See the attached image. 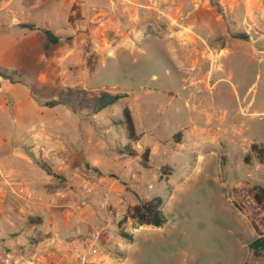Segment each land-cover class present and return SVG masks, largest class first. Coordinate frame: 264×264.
Here are the masks:
<instances>
[{"label":"rangeland","instance_id":"obj_1","mask_svg":"<svg viewBox=\"0 0 264 264\" xmlns=\"http://www.w3.org/2000/svg\"><path fill=\"white\" fill-rule=\"evenodd\" d=\"M213 1L209 0L208 19L213 23L217 20L225 28L226 42L242 39L232 37L237 34L247 40L250 33L240 27L244 24L241 11L232 14L220 5V14L212 6ZM111 21L118 23L112 29L106 28ZM153 28L152 13H109L90 5L81 16L80 28L73 34L65 32L62 39L37 54L44 56L41 62L35 61L36 49L31 54L33 61L21 65L15 62L12 70L22 73L21 79L27 82L33 108L18 111L16 123L0 124V171H5L0 173V264H59L56 256L46 257L50 249L45 242L37 244L46 236L40 231L47 225L45 221L43 225H28L26 217L53 211L67 213L76 208L85 215L101 203L99 210L108 217L104 238L99 241L103 247L100 251L115 254L111 264H242L248 260L245 240L249 234L234 210L229 190L222 186L240 183L241 196L250 204L247 207L264 218V201L258 205L252 197L253 186L264 185V160L251 155L245 163V155H234L231 160L220 156L222 167H239L221 176L205 165H194L189 147L185 146L183 151L170 152L172 163L158 157L159 163H166L171 171L172 186L168 189L163 179L158 188L152 168L155 163L149 156L147 162L141 157L135 159L131 145L126 151L122 129L112 124L123 106L134 109L141 98L137 103L151 104L159 129L173 132V124H162L166 117L160 114L159 107L166 105V99L158 90L168 86L178 91L172 106L167 105L168 110L178 105L182 108L180 100L191 94L181 89L182 74L172 68L163 44L153 38ZM123 41L138 46L129 54L123 50L125 53L119 55ZM228 50L230 53L220 58L225 73L216 88L225 107L235 99L231 84L238 85L240 95L248 90L247 101L254 97L264 104V73L256 77L258 70L264 71V54L254 53L249 43ZM72 91L81 92L88 103L102 93L119 99L97 113L75 107V101L72 107L43 105L56 101L58 96L74 98ZM249 122L259 130L258 139L264 143V116ZM141 130L148 133L147 127ZM131 167L134 175L137 170L140 173L136 180L141 183L139 187L130 183L132 177L127 179L122 174ZM170 171L162 170L161 176ZM106 186H119L120 195L106 200ZM157 190L165 223L160 227H137L126 219L121 229L131 233L132 239L117 236L116 222L129 206L126 197L131 198L136 191L151 197ZM54 220L61 230L60 220ZM91 248H95L94 243ZM85 260L76 264H90ZM249 264H264V254L255 260L250 258Z\"/></svg>","mask_w":264,"mask_h":264},{"label":"crops","instance_id":"obj_2","mask_svg":"<svg viewBox=\"0 0 264 264\" xmlns=\"http://www.w3.org/2000/svg\"><path fill=\"white\" fill-rule=\"evenodd\" d=\"M218 2L229 13L241 11L244 24L240 27L244 33L251 34L247 40L231 39L226 42L225 28L217 20L213 23L208 19L209 0H0V68L12 70L15 62L21 65L22 62L33 61L31 54L34 49L37 51L35 61L41 62L44 56L37 54L43 52L45 38L39 29L54 30L59 40L65 32L73 34L81 27V16L88 11L90 5H96L99 10L109 13L122 14L130 10L135 13H152L153 38L163 44L172 68L182 74L181 89L188 90L191 94L180 100L184 111L180 108L181 105L168 110L167 105L172 106L178 97V91L168 86L158 90L166 99V105L159 107L160 114L166 117L162 124H173V132L160 130L159 123L149 108L151 104L140 105L137 101L141 98H138L134 109L130 111L135 131L140 134V138L131 144L130 152L138 159L145 149L148 151V156L155 163L152 168L157 178V187L163 179L168 189L172 187L169 180L171 171L165 166L166 163H159L158 157L162 156L172 163L170 152L183 151L185 146L189 147L194 165H205L216 174L224 176L225 173L238 171L239 167L233 168L231 164L222 167L219 163L220 156L226 155L231 160L234 155H246L252 143L264 145L258 139L259 130L253 129L249 122L250 119L264 116L262 101L256 102L254 97L247 101L248 90L240 95L238 85L231 84L230 90L235 99L233 103L228 101L229 104L225 107L216 90L218 83L224 80L221 74L225 73L220 58L230 53L228 48L249 43L254 53L264 54V21L261 20L264 18V0ZM117 23L108 22L106 28L112 29ZM22 24L33 25L37 29L28 30L21 27ZM121 46L122 50L117 52L119 55L125 52L129 54L138 45L123 41ZM261 73L264 71L258 70L256 77H261ZM226 74L229 80L231 72ZM32 108L33 101L26 87L0 77V124L16 123L18 111ZM144 127L148 128V133L141 130ZM174 134L178 136L174 138ZM162 170L170 172L161 176ZM2 172L5 173L0 171ZM122 174L127 179L133 178L130 182L132 185L139 187L138 184H141L136 181L140 175L138 170L134 175L131 167L130 171ZM240 186V183H225L222 187L229 190L234 210L249 234L245 240L248 249L252 240L264 236L256 233L257 230L264 231V218L247 207L250 204L242 198ZM150 187L149 184L148 188ZM103 190L106 200H110L111 195L115 197L121 193L119 186H106ZM159 192L157 190L152 196L161 198ZM126 198L131 206L137 199L147 200L150 197L142 191H136L131 198ZM99 207L94 206L93 211L85 215L76 208L67 213L53 211L39 216L41 224L45 221L47 225L40 230L46 236L37 244H47L50 251L46 253V257L51 259L56 256L55 260L59 264H76L85 259L90 264H111L115 254L100 251L103 247L99 241L104 238V222L108 216ZM117 216L115 214V218ZM54 218L60 220L61 230ZM51 222L54 224H48ZM33 228L32 226L31 229ZM90 240L95 244L94 249L91 248L93 243ZM250 258L249 251L248 260L242 264H249Z\"/></svg>","mask_w":264,"mask_h":264},{"label":"trees","instance_id":"obj_3","mask_svg":"<svg viewBox=\"0 0 264 264\" xmlns=\"http://www.w3.org/2000/svg\"><path fill=\"white\" fill-rule=\"evenodd\" d=\"M212 6L214 7L215 11L218 13H222V8L219 3L215 0L212 2ZM21 27H24L28 30L37 29L33 25L29 24H22ZM45 38V43L43 45V49L48 48L50 45H54L59 36L56 34L54 30L50 29H39ZM233 38H242L246 39V37L242 34H237L232 36ZM0 77L2 79L7 80L10 83H17L25 86L27 89L28 84L26 81L22 80V73H17L14 70H8L5 68H0ZM74 93V98L64 96H58L56 101H46L44 102V106L52 107L56 104H62L67 107H72L73 101H75V107L80 109L86 108L89 109L90 112L97 113L103 109L110 107L114 104L118 99L119 96L117 95H109V94H99L92 102L88 103L87 99L81 92L72 91ZM74 109V108H73ZM113 125H116L120 129H122L126 144L124 149L129 151V147L131 144L136 143L139 138L140 134L135 131L134 123L131 116V111L127 106H123L120 115L118 118H115L112 122ZM178 134H174L173 137H177ZM253 155L258 161L264 160V146L252 143L249 146V150L247 154L243 157V161L245 163L248 162L249 157ZM141 160L143 162H147L148 151L145 149L141 155ZM252 197L256 204H261L264 201V185L253 186L252 188ZM162 200L158 196H152L147 200H140L132 204L131 206H127L124 214L122 217L116 222V229H117V236L131 240V234L123 231L121 229V225L124 223L126 219L133 221L137 226L147 225L152 227H160L165 223L164 215L162 214ZM41 223V219L39 217L27 216L26 217V224L34 225ZM248 249L250 251L251 259H258L259 257L264 254V236H260L254 240H252L248 244ZM247 264V263H246Z\"/></svg>","mask_w":264,"mask_h":264},{"label":"built area","instance_id":"obj_4","mask_svg":"<svg viewBox=\"0 0 264 264\" xmlns=\"http://www.w3.org/2000/svg\"><path fill=\"white\" fill-rule=\"evenodd\" d=\"M21 191H22L21 188H19V189H18V192L21 193ZM52 203H53V201L51 200V201H50V204H52Z\"/></svg>","mask_w":264,"mask_h":264}]
</instances>
